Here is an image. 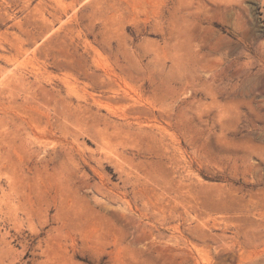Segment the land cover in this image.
<instances>
[{
    "label": "rangeland",
    "instance_id": "1",
    "mask_svg": "<svg viewBox=\"0 0 264 264\" xmlns=\"http://www.w3.org/2000/svg\"><path fill=\"white\" fill-rule=\"evenodd\" d=\"M0 264H264V0H0Z\"/></svg>",
    "mask_w": 264,
    "mask_h": 264
}]
</instances>
